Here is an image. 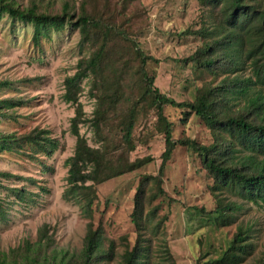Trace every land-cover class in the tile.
<instances>
[{
	"label": "trees",
	"instance_id": "obj_1",
	"mask_svg": "<svg viewBox=\"0 0 264 264\" xmlns=\"http://www.w3.org/2000/svg\"><path fill=\"white\" fill-rule=\"evenodd\" d=\"M135 1L63 0L60 11H47L41 7V0H30L25 5L17 0H0V16L7 13L13 19L33 24L32 41L36 45L51 29L61 30L66 23L78 30L82 53L74 72L63 79L62 98L74 108L69 129L75 142L73 152L65 158L67 185L62 195L77 203L81 213L89 218L78 250H56L53 233L43 223L33 241L25 239L17 246L0 249V264H110L115 259L117 264H150V241L143 230L157 206L146 210V205L164 192V169L177 144L197 152L212 178L210 187L214 193L225 189L247 201L264 204V0H199L204 6L200 25L179 34L196 33L200 43L181 59L211 78L195 85L192 98L182 100L161 91L155 84V74L147 69L148 60L157 58L147 53L135 36L133 28L142 31L141 25L135 24V11L128 13ZM129 68L133 77L127 84L124 79ZM34 78L0 79V88H15L12 83L31 82ZM84 79L89 83V95L95 99L91 116H86L80 100ZM24 101L16 94L0 96L1 118L16 119V108ZM166 105L181 108L182 121L198 115L209 129L211 141L174 137L172 123L163 111ZM150 109L155 110L165 146L157 172L144 173L138 180L131 211L136 239L117 258L113 241L104 246L102 224L94 226L92 221L97 185L151 160L150 155L130 157L136 146L134 127L138 114ZM87 120L98 145L90 144L79 130V124ZM24 143L47 155L65 145L45 127L34 126L20 133L0 130V151H21ZM10 175L15 174L0 170V178ZM152 181L155 187L148 191ZM8 189L20 198L24 196L25 190L18 186ZM240 206L234 201L219 200L212 209H200L211 215L215 223L224 225L233 220L234 211ZM5 218L0 196V220ZM248 231L239 225L218 258L221 263L243 259L251 246ZM249 264H264V249Z\"/></svg>",
	"mask_w": 264,
	"mask_h": 264
},
{
	"label": "rangeland",
	"instance_id": "obj_2",
	"mask_svg": "<svg viewBox=\"0 0 264 264\" xmlns=\"http://www.w3.org/2000/svg\"><path fill=\"white\" fill-rule=\"evenodd\" d=\"M17 1L25 5L30 0ZM62 2L41 0V7L60 11ZM203 8L199 0H136L128 9V13L135 11V24L142 27L140 32L133 28L141 47L157 58L149 59L147 64L149 72L155 74V84L177 100L192 98L195 85L211 78L207 72L199 73L193 63L181 59L196 48L200 37L193 32L180 35L179 31L197 28ZM32 32L31 22L13 19L7 13L0 16V79L35 76L31 82L12 83L15 88H0V96L16 94L25 98L16 108V119L0 116V130L20 133L34 126L45 127L64 140L65 145L51 155L36 151L30 143H24L21 151H0V170L15 174L0 178V196L6 210L5 220H0V249L7 250L25 239L33 241L38 227L47 223L48 232L53 233L55 240L54 248L73 252L82 245L89 218L81 213L77 203L62 195L67 185L65 158L73 152L75 142V135L69 129L74 108L63 100L62 92L65 75L74 72L82 53L78 47L79 33L71 23H66L61 30L51 29L36 45ZM129 72L131 68L124 79L127 84L133 77ZM82 85L80 100L86 116H91L95 99L89 95L87 79ZM163 111L172 123L174 137L211 141L210 131L198 115L192 114L182 121L181 108L166 105ZM156 122L154 109L138 114L134 127L136 146L130 152L132 159L150 155L151 160L97 185L92 221L94 226L102 224L104 246L113 241L117 258L136 239L131 211L138 180L144 173H156L161 162L164 133ZM79 130L90 144L98 145L89 120L80 123ZM211 183L212 178L197 152L177 144L164 169V192L146 205V210L157 206L143 230L150 241V264H249L261 255L264 204L247 201L225 189L214 193ZM8 186L24 189V196L18 197ZM154 187V182H150L148 191ZM219 200L241 205L228 224L215 223L211 215L200 209H212ZM239 225L249 230L247 240L251 246L242 260L221 263L218 258ZM110 264H117V260Z\"/></svg>",
	"mask_w": 264,
	"mask_h": 264
}]
</instances>
